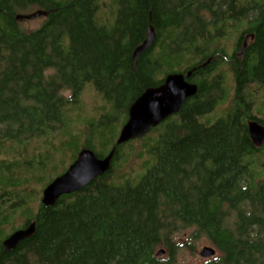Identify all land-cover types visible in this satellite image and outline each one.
<instances>
[{"label":"trees","instance_id":"obj_1","mask_svg":"<svg viewBox=\"0 0 264 264\" xmlns=\"http://www.w3.org/2000/svg\"><path fill=\"white\" fill-rule=\"evenodd\" d=\"M36 11L43 24L24 29L17 16ZM149 26L157 40L135 64ZM192 70L196 96L117 146L134 102ZM87 91L100 102L89 117ZM250 120L264 125V0H0V264H177L178 224L217 250L204 264H264ZM84 149H115L111 169L44 206Z\"/></svg>","mask_w":264,"mask_h":264},{"label":"water","instance_id":"obj_2","mask_svg":"<svg viewBox=\"0 0 264 264\" xmlns=\"http://www.w3.org/2000/svg\"><path fill=\"white\" fill-rule=\"evenodd\" d=\"M47 16L48 12L36 11L30 15L17 16V21L23 22ZM156 40V32L152 26H149L146 40L134 51L135 64L144 53L154 46ZM193 73L194 70L186 75L179 73L168 75L161 86L146 90L131 106L128 121L120 132L117 146L143 138L152 129L178 114L184 103L198 93V86L189 82ZM248 131L254 146L262 148L264 146V125L250 120L248 121ZM115 151L114 149L109 156L99 159L92 150H82L68 170L45 188L42 204L46 207H54L62 196L79 192L91 185L97 178L105 175L111 169ZM35 233V223L26 229L14 232L3 242L5 251L17 249L22 242L32 238ZM164 254V250L158 252V256ZM215 255L216 250L212 248H204L201 252L203 258H212Z\"/></svg>","mask_w":264,"mask_h":264},{"label":"rangeland","instance_id":"obj_3","mask_svg":"<svg viewBox=\"0 0 264 264\" xmlns=\"http://www.w3.org/2000/svg\"><path fill=\"white\" fill-rule=\"evenodd\" d=\"M43 22H44L43 17H39L34 20H26L24 23H22V27L27 30H34L39 28L43 24ZM65 95H69V94L65 93ZM84 103H85L84 112L88 117L92 115L94 108L100 105L99 100L91 91H87L85 93ZM137 166L139 167V164H137ZM40 188L41 187L38 188L39 189L38 192L40 191ZM16 223H17L16 225L18 226L19 225L18 220L16 221ZM174 230L175 233H174L173 242H175V244L177 245V254L175 256L177 260V264H204L205 262L211 259V258L201 257V252L204 250V248H212V249L215 248L212 245V243L209 241V239L205 237L204 234L198 232L196 227L187 228V227H182L180 224H178L176 229ZM196 235H200V236L198 238H195ZM159 249L163 250L164 248H159ZM216 254H217V250H216Z\"/></svg>","mask_w":264,"mask_h":264},{"label":"bare ground","instance_id":"obj_4","mask_svg":"<svg viewBox=\"0 0 264 264\" xmlns=\"http://www.w3.org/2000/svg\"><path fill=\"white\" fill-rule=\"evenodd\" d=\"M61 176V175H60ZM43 198V197H42Z\"/></svg>","mask_w":264,"mask_h":264}]
</instances>
